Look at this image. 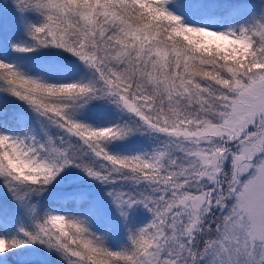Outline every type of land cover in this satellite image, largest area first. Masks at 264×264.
I'll return each mask as SVG.
<instances>
[{"label":"snow or ice","instance_id":"6c2138e0","mask_svg":"<svg viewBox=\"0 0 264 264\" xmlns=\"http://www.w3.org/2000/svg\"><path fill=\"white\" fill-rule=\"evenodd\" d=\"M0 264H264V0L0 2Z\"/></svg>","mask_w":264,"mask_h":264},{"label":"rangeland","instance_id":"374dc122","mask_svg":"<svg viewBox=\"0 0 264 264\" xmlns=\"http://www.w3.org/2000/svg\"><path fill=\"white\" fill-rule=\"evenodd\" d=\"M0 2H3V0H0Z\"/></svg>","mask_w":264,"mask_h":264}]
</instances>
